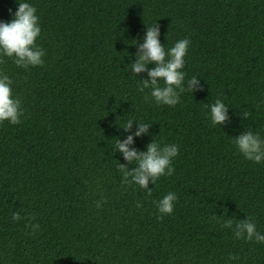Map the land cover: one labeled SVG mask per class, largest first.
<instances>
[{
    "label": "trees",
    "instance_id": "1",
    "mask_svg": "<svg viewBox=\"0 0 264 264\" xmlns=\"http://www.w3.org/2000/svg\"><path fill=\"white\" fill-rule=\"evenodd\" d=\"M21 2L37 9L45 56L27 69L0 63L24 113L0 123V264H264V243L222 227L249 218L264 234V162L233 143L245 131L264 139V0H0V22ZM155 22L166 51L190 41L184 87L194 76L199 87L175 106L139 91L149 77L131 70ZM217 99L229 119L213 126ZM138 123L151 125L133 136L138 152L179 146L150 195L121 182L118 164H136L114 151ZM168 192L174 211L157 219Z\"/></svg>",
    "mask_w": 264,
    "mask_h": 264
},
{
    "label": "clouds",
    "instance_id": "2",
    "mask_svg": "<svg viewBox=\"0 0 264 264\" xmlns=\"http://www.w3.org/2000/svg\"><path fill=\"white\" fill-rule=\"evenodd\" d=\"M37 9L27 3H19L18 9L11 22H0V63L5 61L3 57L12 58L13 63L21 68L27 69L32 66H43L45 52L40 48L36 41L41 33L39 18L36 15ZM160 35L159 25L155 24L146 28L144 42L139 45L136 53V60L132 63V73L136 74L147 72L149 79L140 80L141 87L139 91L151 89V97L157 104L175 106L180 102V95L184 91L193 92L199 87L197 77H192L187 81V88L184 87L185 73L182 71L185 65V56L190 44L189 39H181L173 47L165 50L158 37ZM148 64L155 65L148 69ZM160 81H163L161 86ZM13 81L4 72H0V123L8 121L12 125L22 123L23 116L22 100L19 97H13ZM148 100V96H145ZM228 106L217 99L210 106V120L213 126L225 123L229 117L227 115ZM248 118V114H244ZM133 120L127 121L124 131L128 132L132 128ZM150 124L138 123L136 132L128 135L122 142L117 139L114 151L122 153L123 158L128 164L135 162L136 166L129 171L127 165L118 164V169L122 173V183L125 185H138L141 189L148 190L149 182L154 184L162 176H170L174 172L172 166L173 159L179 153V146L176 144H164L152 140L146 146V151L138 152L130 147L133 144V136L139 137L147 134ZM235 147L247 160L254 163L264 162V139L259 133L254 134L251 131H245L239 137L234 138ZM178 197L174 192H168L161 200L156 202L158 212L161 214L157 219L165 215H171L174 211L175 202ZM105 201L99 200L95 206L100 208ZM137 208L142 207L137 202ZM12 219L19 221L22 217L19 213H13ZM33 231L39 229L38 224L28 225ZM222 227L233 230L234 238L245 239L264 243V234L257 232L255 223L249 219L238 220L235 222L229 218ZM229 260H237L238 256L230 254Z\"/></svg>",
    "mask_w": 264,
    "mask_h": 264
}]
</instances>
